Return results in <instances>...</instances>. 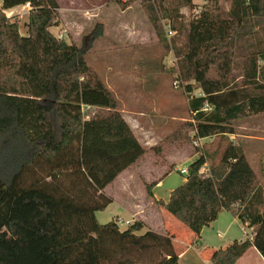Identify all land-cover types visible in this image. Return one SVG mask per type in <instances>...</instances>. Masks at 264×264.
Returning <instances> with one entry per match:
<instances>
[{
  "label": "trees",
  "instance_id": "16d2710c",
  "mask_svg": "<svg viewBox=\"0 0 264 264\" xmlns=\"http://www.w3.org/2000/svg\"><path fill=\"white\" fill-rule=\"evenodd\" d=\"M115 1L125 9L135 0ZM140 1L159 41L173 49L194 139L234 134L235 122L264 113V0H225L227 11L207 0L179 47L165 39L161 21L179 33V9H194L192 0ZM25 5L21 35L5 11ZM58 9L56 0L0 4V264H180L168 232L140 221L121 231L116 219H96L112 202L103 190L145 150L80 48L50 32ZM198 154L166 202L153 198L154 183L147 197L196 247L222 211L252 228L251 239L212 251L211 264H235L250 248L264 261V190L241 147L227 140L204 173Z\"/></svg>",
  "mask_w": 264,
  "mask_h": 264
},
{
  "label": "rangeland",
  "instance_id": "374dc122",
  "mask_svg": "<svg viewBox=\"0 0 264 264\" xmlns=\"http://www.w3.org/2000/svg\"><path fill=\"white\" fill-rule=\"evenodd\" d=\"M56 2L59 24L51 27L50 32L56 38L80 48L89 69L113 94L117 109L145 150L144 156L127 169L133 193L147 199V182L161 175L164 179L156 191L159 198L165 201L171 191L183 183L185 175H181L178 170L187 168L199 152L206 157L202 167L205 171L217 163L226 141L220 136L201 141L194 139L189 128L193 122L188 108L190 96L184 91L185 84L177 80L178 64L173 49L159 41L142 2H130L125 9L115 0ZM205 2L207 0H192L194 9L189 6L179 9L182 15L177 24L181 29L179 33L170 28L168 21H161L168 43L175 37V45L179 47L182 44L187 22ZM220 4L225 11L228 10L227 1L221 0ZM29 9L25 5L5 11L7 17L19 22L21 35L26 32ZM234 75H240L239 68L234 71ZM237 81L240 83V80ZM199 94L200 91L196 89L191 95ZM260 115L253 116L256 118L252 119V123L263 127L264 116ZM241 121L244 119L234 123V133L244 127ZM105 194L113 196L114 203L95 214L98 223L104 225L119 217L122 220L118 222L119 229H127L125 221L129 217L122 211L126 195L124 189L117 185L108 188ZM154 231L160 232L157 229ZM178 234L181 235L180 232ZM190 257L188 255L185 258L189 261L184 264H192Z\"/></svg>",
  "mask_w": 264,
  "mask_h": 264
},
{
  "label": "crops",
  "instance_id": "0c3cea01",
  "mask_svg": "<svg viewBox=\"0 0 264 264\" xmlns=\"http://www.w3.org/2000/svg\"><path fill=\"white\" fill-rule=\"evenodd\" d=\"M260 116L263 117L264 114H261ZM253 118L256 117L244 119L241 123L239 122L247 128L241 127L242 129L237 133L222 135L220 137L225 141L228 140L238 143L246 160L257 175L260 186L264 190V126L258 127L257 124L254 125L252 123L254 122L252 121ZM205 139L208 138H204L203 140ZM169 173L170 172H168L167 175ZM128 175L129 172L127 170L118 174L114 181L103 190L104 195L110 197L112 199L110 204H113L114 197L105 194L106 190L120 185L126 194L122 211L127 217H129L125 221V224L131 225L135 221H140L146 226V228L152 230L157 229V231H160L159 233L168 232L173 235V248L178 255V262L180 264L188 263L189 259H185L188 255H191L190 260L192 264H211L209 256L212 251L225 249L233 241L243 240L245 235L250 236V228L232 217L229 212L222 211L214 222L205 226L201 230L199 247L190 245L188 229L181 223H177L173 217L163 209L157 207L151 198L147 197V199H142L137 197L131 190ZM163 177L164 176L160 175V177L152 179L151 182H147V185L152 183L155 184L151 189V193L155 200H160L156 190L161 187L162 180L164 179ZM166 201L167 200L164 202ZM116 220L122 222V220H119V217H117ZM179 232L181 235L178 234ZM253 261L255 264H264L263 259L256 250L250 248L235 264H251Z\"/></svg>",
  "mask_w": 264,
  "mask_h": 264
},
{
  "label": "built area",
  "instance_id": "2783aa9c",
  "mask_svg": "<svg viewBox=\"0 0 264 264\" xmlns=\"http://www.w3.org/2000/svg\"><path fill=\"white\" fill-rule=\"evenodd\" d=\"M178 172H179L181 175H186V174H187V168H182V169L178 170ZM204 172H206L205 169H202V168H201V169L199 170V173H204ZM245 238L251 239V235H250V236L245 235Z\"/></svg>",
  "mask_w": 264,
  "mask_h": 264
}]
</instances>
